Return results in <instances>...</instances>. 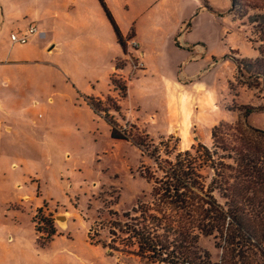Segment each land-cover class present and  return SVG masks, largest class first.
<instances>
[{
    "label": "rangeland",
    "instance_id": "1",
    "mask_svg": "<svg viewBox=\"0 0 264 264\" xmlns=\"http://www.w3.org/2000/svg\"><path fill=\"white\" fill-rule=\"evenodd\" d=\"M127 1L0 0V264H84L97 262L101 251L110 252L113 264H162L139 251L131 239L109 236L108 223L118 218L110 212H131L144 198L133 197L134 190L126 186L132 175L137 174L134 182L139 181V169L148 189L156 194L151 205H143L150 236L166 240L168 255L186 253L180 233L194 234L192 228L197 232L200 224H187L170 200L159 195L155 171L168 168L171 156L180 149L209 146L210 119L203 110L210 100L188 91L183 95L188 103L181 110L175 101L160 112L157 107L164 100L159 88L164 89V83L157 73L147 75L137 88L138 73L125 82L119 80L124 64L118 60L123 55L119 41L136 27L184 34L190 21L212 46L207 60L214 56L222 61L212 74L220 110L225 113L227 107L238 114L239 106L247 107L248 123L264 130V82L254 76V64L245 63L241 76L235 62L258 59L264 64V0H164L170 16L162 25L148 23L151 10L147 8L156 0H134L130 7ZM185 15L188 20L178 22ZM30 25L35 33L27 43H12L11 35L22 38ZM55 42L62 52L47 58L45 50ZM179 51L170 61L161 54L156 71L163 75L178 63L176 75L183 71L196 53L182 46ZM112 74V81L122 89L134 82L133 103L128 97L126 102L140 116H153L148 138L144 132L124 128L114 115L118 108L110 96L95 108L92 97L112 86ZM123 94L118 92L117 99ZM237 120L242 121L241 114ZM230 121L221 122L217 137L235 146L248 133ZM113 130L125 133L127 139H113ZM130 138L145 148H159L157 161ZM63 211L74 217L60 236L53 216ZM99 240H106V250L95 249ZM199 244L210 254V264L221 263L212 238L200 239ZM122 251L139 258L125 261Z\"/></svg>",
    "mask_w": 264,
    "mask_h": 264
},
{
    "label": "trees",
    "instance_id": "2",
    "mask_svg": "<svg viewBox=\"0 0 264 264\" xmlns=\"http://www.w3.org/2000/svg\"><path fill=\"white\" fill-rule=\"evenodd\" d=\"M235 62L241 76L245 63L254 64L257 68L254 76L264 82V64L258 59L249 62L235 59ZM112 85L117 92L125 94V87L122 89L113 81ZM238 112L242 121L237 120L236 124L248 134L240 133L244 138L234 143L235 146H227L217 137L223 124L220 123L210 131V147L195 144L190 150L173 154L168 168L156 167L154 185L159 195L170 200L187 224H200L197 232L192 228L194 234L180 233L186 253L168 255L166 240L150 236L143 205L154 202L156 194L152 192L131 212L122 216L110 212L118 218L108 223L109 236L131 239L139 251L149 253L162 264H210V254L199 245L200 239L205 238H212L215 248L221 251L220 264H264V130L248 123L247 107L239 106ZM112 137L127 139L125 133L120 135L116 130ZM131 141L139 149L145 148L143 143ZM145 149L156 162L160 149L153 146ZM94 245L107 249L106 240L96 241ZM189 248L194 250L189 252Z\"/></svg>",
    "mask_w": 264,
    "mask_h": 264
},
{
    "label": "crops",
    "instance_id": "3",
    "mask_svg": "<svg viewBox=\"0 0 264 264\" xmlns=\"http://www.w3.org/2000/svg\"><path fill=\"white\" fill-rule=\"evenodd\" d=\"M130 2L132 4V2L134 3V0L127 1L126 4L129 7H130ZM165 7H166V3L164 0H156L153 3H151V5L148 7L149 9L147 8V10H151V12L149 13L148 23L149 22L155 23L157 21L159 22V24L162 25L164 21H167L165 20V18H169L170 15L168 13H165L166 11ZM187 20H188V15H185L181 17V19H179L178 22H186ZM144 25L147 26V21H145ZM30 26L35 27L34 25H30ZM142 26L143 25L136 27L134 31L131 33L124 34V36H122L121 40L119 41L121 42V45L123 47V55L118 60L123 61L124 64L123 67L120 69L121 71L119 77L117 76V78L118 79L122 78V80L125 82L127 80V76L131 75L132 73L134 75L135 74L137 75L138 73L136 77L137 79L135 81L137 83L136 86L137 88L138 86H140V83L143 81V79L147 77V75L153 76V71L154 73H157L159 79L164 83V89L159 88V91L161 92L159 97L160 99L164 100L163 104H159L157 107L160 112H163L164 110L169 108L172 103L175 105V101H177L179 110H181L183 104L185 106V104L188 103V100H186V103L183 102L185 101L183 95L184 94L189 95L188 91L195 92L197 97H202L204 99L208 98L210 100L209 101L210 106L208 107V109L203 110V113L205 114V118L210 119L209 137H208L209 141H210V131L212 128H214L215 126L219 125V123L224 121H230V120H231L230 122H232V120L237 121L238 116H240L239 113L238 115L236 111L231 112V110L229 109L227 110V107L225 113H223L217 104V97L215 96L216 95L215 77H213L215 75L212 76V74L214 73V71H216V67L222 61H217L216 57L214 56H212L210 60H207L206 54L212 52L211 51L213 50L212 46L205 39L201 38L200 35L196 32V30L192 29L193 27L191 22L188 21L187 26L184 25L186 28H188V30L184 32V34L179 33L178 30L175 29L171 31L170 30L165 31L162 29L151 28L150 30L146 29L147 30L146 31ZM213 38H217L216 33L214 34ZM130 43H135L137 44L138 47L136 49L132 48ZM181 46L185 49L191 50L197 55L195 54L193 56H190V58L188 59V62L189 61L190 62L187 63L188 65L186 64L184 66L183 71H178V75H176L177 74L176 70L178 69L180 63L176 65H171V67H169L171 70L166 72L165 74L163 75L159 74L156 71V67H155L156 59L162 56L161 54L164 53L166 54L163 55L164 61L173 60L172 54L175 52H180L179 48ZM236 48L238 47H235V49ZM136 62L143 63L144 68L142 70H134ZM190 64L192 65L191 67L189 66ZM188 66L190 68L188 71H186V67ZM114 75L115 74H112L111 76L110 79L111 83H112V78L115 77ZM186 79L190 80V82H186ZM133 83L134 82L131 81L125 84L126 94H124V96L121 97V99H119L120 101L117 99L119 98L117 96L118 92L114 89L113 85L109 86L107 91H105V93L92 97V100L93 102L102 105L105 103V99L108 96H110L112 99H115L118 110L114 113V115L123 121L124 128L126 129L128 127L133 130L136 129L140 133L144 132L143 134L148 138L149 131L147 128L149 125H151L154 122V119L153 116H147V117L140 116L138 112H135L133 109L130 108V104L133 103L134 100L133 97H135L134 93L136 92V88L135 90H133L134 88ZM126 97H128L129 99L128 101L130 104L126 102ZM207 110H209V112H206ZM109 113H112V111H109L108 114ZM230 113H232L234 116L232 117ZM129 140H132V138H130ZM149 141L152 144H155L152 142V139H150ZM210 146H211V141L208 147ZM187 150L188 149H185V151ZM178 152H182L181 149L178 150L177 153ZM130 178L132 179V181L129 180L126 186L129 190L131 189L134 190L133 197H137L140 195V197L143 196L145 198L150 195L151 191L147 187L148 183H146V179L142 177L140 169H139V181L134 182L135 179L137 178V174L130 176ZM142 200H140L138 203H140ZM138 203H135L132 208L136 207ZM114 213L121 215L128 212H119L116 211L115 209ZM57 214L63 216L65 215L69 216L67 217L68 223L74 217V215L69 211H63ZM58 215L55 214L53 218ZM60 236H63V234ZM94 247L95 249L100 250L98 246H94ZM120 254L122 259H124L125 261L129 259L139 258L137 255H134L131 252L122 251ZM113 259L114 257H112L110 252L105 251L104 253L101 251L100 254L98 255L97 262H87L84 264H113L114 263Z\"/></svg>",
    "mask_w": 264,
    "mask_h": 264
},
{
    "label": "water",
    "instance_id": "4",
    "mask_svg": "<svg viewBox=\"0 0 264 264\" xmlns=\"http://www.w3.org/2000/svg\"><path fill=\"white\" fill-rule=\"evenodd\" d=\"M62 52L60 43H51L45 50L47 58H51L55 54H60ZM54 223L62 234H65L68 230V218L63 215H58L54 217ZM13 241V238L10 237V242Z\"/></svg>",
    "mask_w": 264,
    "mask_h": 264
},
{
    "label": "built area",
    "instance_id": "5",
    "mask_svg": "<svg viewBox=\"0 0 264 264\" xmlns=\"http://www.w3.org/2000/svg\"><path fill=\"white\" fill-rule=\"evenodd\" d=\"M35 33V28L30 26L24 33V36L22 38H17L15 35H11L10 39L12 43H19L20 45H25L27 43V39ZM132 48H137V44L135 43H130ZM144 68L143 63L141 62H136L134 70H142ZM119 80L123 81L122 78H119ZM124 82V81H123ZM221 252V251H220Z\"/></svg>",
    "mask_w": 264,
    "mask_h": 264
}]
</instances>
